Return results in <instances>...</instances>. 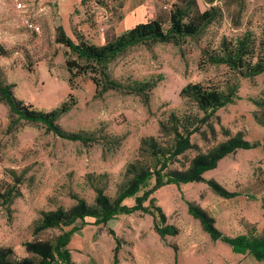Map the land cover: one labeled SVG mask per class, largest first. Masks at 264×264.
Here are the masks:
<instances>
[{"label":"rangeland","instance_id":"1","mask_svg":"<svg viewBox=\"0 0 264 264\" xmlns=\"http://www.w3.org/2000/svg\"><path fill=\"white\" fill-rule=\"evenodd\" d=\"M179 1L19 0L18 7L16 0H0V44L14 50L0 57V70L15 97L44 113L67 104L56 124L65 132L95 134L91 141H74L41 123L17 121L0 99V193L11 188L17 195L11 204L0 205V247H11L17 257H24V242L51 239L68 230L33 233L42 212L68 209L75 202L73 195L92 203V186L100 180L106 181L105 193L114 196L141 139L159 138V122L170 113L193 112L200 118L190 137L194 147L170 168L187 166L196 154L240 132L259 145L223 158L204 174L205 181L165 185L151 195L164 216L159 223L173 226L175 235L161 237L153 216L142 212L119 215L104 225L88 221L82 226L78 220L68 244L72 264H113L116 237L118 264H264L213 241L189 211V203L200 207L226 235L264 237V127L254 118V100L263 97L264 73L240 78L236 100L208 116L181 96L189 84L225 88L232 70L208 63L204 51L217 50L222 40L246 33L262 39L264 0H196L201 11L217 12L199 37L181 44H138L117 56L108 65L109 76L122 86L151 85L143 96L127 87L102 91L94 83L93 78L100 79L96 73H70L66 62L77 57L56 42L57 27H62L75 42L79 35L101 46L109 35L122 34L148 18H167ZM209 180L236 196L217 195ZM154 183L149 181L147 188ZM124 203L132 206L134 199Z\"/></svg>","mask_w":264,"mask_h":264},{"label":"trees","instance_id":"2","mask_svg":"<svg viewBox=\"0 0 264 264\" xmlns=\"http://www.w3.org/2000/svg\"><path fill=\"white\" fill-rule=\"evenodd\" d=\"M212 1L206 0L207 3H212ZM216 18L215 9L201 11L196 0H180L169 11L167 18H148L146 22L139 23L122 34L109 35L101 46L92 45L79 35L75 42L67 36L62 27H57L56 42L70 49L77 57L76 60L66 62L70 73H96L100 79L93 78L94 83L102 91L127 87L130 93L143 96L146 87L151 88V85L134 83L122 86L120 82L109 76V63L128 48L138 44H181L187 38H197ZM13 51L0 44V57H9ZM204 56L208 63L225 65L234 74L224 89L189 84L181 91L183 98H188L195 104L198 111L208 116L236 100L240 78L253 79L264 73V37L256 40L246 33L234 40L224 39L217 50L204 51ZM0 99L17 116V121L23 119L31 123H41L49 131L74 141L86 142L95 139L94 133L65 132L56 124L59 115L69 109L70 106L67 104L48 113L37 111L32 106L24 104L15 97L12 85L4 80L1 70ZM254 101L257 107L254 118L264 127V92L262 98ZM199 119V115L193 112L170 113L165 120L159 122V138L151 136L141 139L137 156L127 164L123 180L114 196L105 193L106 181L104 183L100 180L92 186L95 192L92 203L73 195L75 202L68 209L58 207L55 210L42 212L33 228L34 235L56 228L62 230L69 227V229L51 239L24 242L23 247L27 254L24 257H17L11 247H0V264H72L68 244L74 232L78 230L75 226L78 220L82 226L88 221L104 225L119 215L142 212L153 216L154 229L161 237L175 235L176 229L173 226L159 223V220L163 222L164 216L161 209L154 205L151 195L165 185L179 186L205 181L204 174L215 169L223 158L237 150L253 149L259 145V142L246 140L240 132L213 146L207 152L196 154L187 166L170 168L178 156L194 147L190 142V137ZM152 179L155 183L148 189L149 181ZM207 183L219 196L225 198L236 196L235 193L227 191L213 180ZM145 188L147 189L139 195V192ZM16 196L14 190L7 188L0 193V205L11 204ZM129 198L134 199L132 206L124 203ZM147 201L150 204L146 206ZM189 211L194 218L200 221L203 229L213 241L220 240L227 243L235 253L250 254L254 259L264 261V237L226 235L215 227L213 218L200 207L189 203ZM115 241L113 264H118L120 240L116 237Z\"/></svg>","mask_w":264,"mask_h":264},{"label":"built area","instance_id":"3","mask_svg":"<svg viewBox=\"0 0 264 264\" xmlns=\"http://www.w3.org/2000/svg\"><path fill=\"white\" fill-rule=\"evenodd\" d=\"M16 3H18V7H21V4L19 3V0H16ZM30 27H34L36 30H38V28L36 26H34L32 23L29 24Z\"/></svg>","mask_w":264,"mask_h":264}]
</instances>
